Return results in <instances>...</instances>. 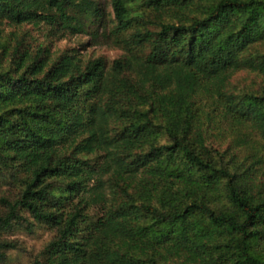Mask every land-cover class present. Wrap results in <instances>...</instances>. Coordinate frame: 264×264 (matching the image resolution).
Listing matches in <instances>:
<instances>
[{
	"label": "trees",
	"instance_id": "obj_1",
	"mask_svg": "<svg viewBox=\"0 0 264 264\" xmlns=\"http://www.w3.org/2000/svg\"><path fill=\"white\" fill-rule=\"evenodd\" d=\"M134 2L0 0L124 50L0 38V260L38 224L33 264H264V0Z\"/></svg>",
	"mask_w": 264,
	"mask_h": 264
},
{
	"label": "rangeland",
	"instance_id": "obj_2",
	"mask_svg": "<svg viewBox=\"0 0 264 264\" xmlns=\"http://www.w3.org/2000/svg\"><path fill=\"white\" fill-rule=\"evenodd\" d=\"M95 1L99 4L107 20L111 19L110 0ZM139 2L140 0H135L134 4H139ZM104 23L108 24L103 21ZM90 30V28H86V32L83 33L61 34L60 32L55 33L49 25L43 22L39 25L28 23L19 27L4 22L0 24V38L9 41L22 40L25 46H29L30 49L43 46L51 56H55L65 49H76L82 58L102 57L107 64L124 54V50L113 45L112 38L107 37L108 28L99 29L98 35L93 38ZM51 235L52 232L43 225L35 224L30 230L24 226H14L12 230L3 235V238L16 241L18 246L7 252L5 258L0 260V264H33Z\"/></svg>",
	"mask_w": 264,
	"mask_h": 264
}]
</instances>
